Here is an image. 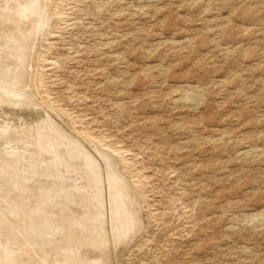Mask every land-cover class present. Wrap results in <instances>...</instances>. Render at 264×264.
<instances>
[{
  "label": "rangeland",
  "instance_id": "obj_1",
  "mask_svg": "<svg viewBox=\"0 0 264 264\" xmlns=\"http://www.w3.org/2000/svg\"><path fill=\"white\" fill-rule=\"evenodd\" d=\"M0 3V264H264V0Z\"/></svg>",
  "mask_w": 264,
  "mask_h": 264
},
{
  "label": "bare ground",
  "instance_id": "obj_2",
  "mask_svg": "<svg viewBox=\"0 0 264 264\" xmlns=\"http://www.w3.org/2000/svg\"><path fill=\"white\" fill-rule=\"evenodd\" d=\"M4 1V0H3ZM1 4V3H0ZM10 4V3H9ZM11 5V4H10ZM45 5V4H44ZM47 7V6H46ZM13 12H14V10H13ZM19 12V11H18ZM45 12V11H44ZM15 13V12H14ZM5 14V13H4ZM9 15V14H8ZM37 16V15H36ZM11 17V16H10ZM16 23H17V21H16ZM28 24V23H27ZM36 28V27H35ZM28 29V28H27ZM10 32V31H9ZM3 33V32H2ZM14 33H15V31H14ZM11 35V34H10ZM1 41V40H0ZM2 45V44H1ZM12 47V46H11ZM2 54H3V52H2ZM10 55V54H9ZM2 60V59H1ZM17 65V64H16ZM7 68V67H6ZM3 70V69H2ZM20 89V88H19ZM18 91V90H17ZM18 95H19V92H18ZM5 96V95H4ZM12 96V95H11ZM3 101V100H2ZM27 101V100H26ZM7 104V103H6ZM47 122V121H46ZM37 127V126H36ZM40 129H41V131H42V129H45V130H47V129H49V127L47 126V124L46 123H42L41 124V127H40ZM40 129H38V130H40ZM29 131H30V129H29ZM50 131V130H49ZM28 132V131H27ZM27 132H25V133H27ZM22 133H23V131H22ZM30 133V132H29ZM17 134V133H16ZM21 133H19L18 135H20ZM52 134H53V132H52ZM23 135V134H22ZM26 135V134H25ZM25 135H23V136H25ZM28 135V134H27ZM27 135H26V137H27ZM32 135V134H31ZM1 136V135H0ZM2 137V136H1ZM33 137V136H32ZM24 138V137H23ZM22 137H21V139H23ZM40 138V137H39ZM20 139V138H19ZM31 139V138H30ZM24 140V139H23ZM52 142V141H51ZM54 144V143H53ZM28 146V145H27ZM88 159V158H87ZM85 160V159H84ZM92 166V165H91ZM96 167V166H95ZM109 168V167H108ZM84 171V170H83ZM86 178V177H85ZM100 179V178H99ZM113 181V180H112ZM2 185V184H1ZM91 185V184H90ZM77 187H79V186H77ZM122 187V186H121ZM5 188V187H4ZM42 188V187H41ZM111 188H113L112 186H111ZM91 192V191H90ZM116 192V191H115ZM113 193V192H112ZM85 194V193H84ZM89 194V193H88ZM91 194H92V192H91ZM113 194H115V193H113ZM70 195V194H69ZM87 195V194H86ZM76 196V195H75ZM116 203V202H115ZM119 203V202H118ZM88 205V204H87ZM86 206V205H85ZM91 207V206H90ZM115 207V206H114ZM88 209V208H87ZM112 209V208H111ZM114 209H116L115 210V213H118V211H120V212H126L125 211V209L120 205V204H117L116 205V208H114ZM28 211V210H27ZM74 211V210H73ZM76 211V210H75ZM93 212V211H92ZM78 214V213H77ZM35 216V215H34ZM129 216V215H128ZM2 217V216H1ZM115 217V216H114ZM117 217V216H116ZM26 218V217H25ZM79 218V217H78ZM122 218H124V216L122 217ZM5 219V218H4ZM82 219H83V217H82ZM81 219V220H82ZM87 219V218H86ZM131 219L132 218H130V220H129V222L131 221ZM27 220V219H26ZM85 220V219H84ZM3 221V220H2ZM5 221V220H4ZM76 221V220H75ZM101 221V220H100ZM127 221H128V219H127ZM127 221L125 220V222H126V224L124 225V223H122L123 225H122V228L123 229H126L127 230V232H125V234H123V236H126V233H130V231L132 230V224L131 223H129V224H127ZM24 222V221H23ZM71 222V221H70ZM86 223V222H85ZM102 223V222H101ZM116 223V222H115ZM132 223H133V221H132ZM41 225V224H40ZM50 225V224H49ZM74 225V224H73ZM92 225V224H91ZM124 226V227H123ZM4 227V226H3ZM9 228V227H8ZM7 228V229H8ZM41 228V227H40ZM27 229V228H26ZM42 229V228H41ZM81 229V228H80ZM91 229V228H90ZM93 229H94V226H93ZM119 229H121V228H119ZM3 230H4V228H3ZM10 230V229H9ZM13 230V229H12ZM79 230V229H78ZM86 230V229H85ZM23 231V230H22ZM122 231V230H121ZM124 231V230H123ZM15 232V231H14ZM79 232V231H78ZM21 233V232H20ZM72 233V232H71ZM83 233V232H82ZM88 233V232H87ZM102 233V232H101ZM120 233V232H119ZM121 233H123V232H121ZM95 234V233H94ZM17 235H18V233H17ZM29 235V234H28ZM42 235V234H41ZM88 235V234H87ZM97 235V234H96ZM8 236V235H7ZM6 236V237H7ZM81 236V235H80ZM89 236V235H88ZM5 237V238H6ZM9 237V236H8ZM25 237V236H24ZM104 237V236H103ZM1 238H2V236H1ZM33 238V237H32ZM40 238V237H39ZM88 238H90V237H88ZM102 238V237H101ZM125 238V237H124ZM14 239V238H13ZM17 239V238H16ZM25 239V238H24ZM23 239V241L22 242H24L25 240ZM29 239V238H28ZM38 239V238H37ZM67 239H69V238H67ZM74 239V238H73ZM73 239H72V241H73ZM102 240V239H101ZM18 241V240H17ZM28 241V240H27ZM27 241L26 242H24L25 244L27 243ZM34 241V240H33ZM68 241V240H67ZM77 241V240H76ZM76 241H73V243L74 242H76ZM96 241V240H95ZM11 242H13V241H11ZM15 242V241H14ZM18 242H20V241H18ZM23 243V244H24ZM29 243H30V241H29ZM34 243V242H33ZM90 243V242H89ZM104 243V242H103ZM19 244V243H18ZM21 244V243H20ZM24 244V245H25ZM32 244V243H31ZM84 244V243H83ZM87 244V243H86ZM85 244V245H86ZM93 244V243H92ZM95 244V243H94ZM107 244V243H106ZM11 245V244H10ZM30 245V244H29ZM49 245V244H48ZM79 245V244H78ZM19 246V245H18ZM26 246V245H25ZM30 246H32V245H30ZM30 246H27L28 248H30ZM40 246V245H39ZM93 246V245H92ZM57 247V246H56ZM19 248H20V246H19ZM27 248V249H28ZM33 248H35V247H33ZM108 248V247H107ZM13 249V248H12ZM73 249V248H72ZM23 250V249H22ZM36 250V249H35ZM27 251V250H26ZM3 252V251H2ZM31 253H32V249H31V251H30ZM34 252V251H33ZM36 252V251H35ZM14 253V252H13ZM64 253V252H63ZM73 253V252H72ZM2 254V253H1ZM5 254V253H4ZM15 254H17V253H15ZM34 254H36V253H34ZM69 254V253H68ZM13 255V254H12ZM59 255V254H58ZM70 255V254H69ZM73 255V254H72ZM10 256V255H9ZM25 256V255H24ZM35 256H37V255H35ZM39 256V255H38ZM43 256H44V254H43ZM50 256V255H49ZM12 257V256H11ZM16 257V256H15ZM28 257V256H27ZM63 257V256H62ZM81 257V256H80ZM35 258V257H34ZM44 258V257H43ZM53 258V257H52ZM2 259V258H1ZM55 259V258H54ZM65 259H67V258H65ZM83 259V258H82ZM23 260V259H22ZM79 260V259H78ZM34 261V260H33ZM57 261V260H56ZM13 262V261H12ZM17 262H18V260H17ZM38 262V261H37ZM45 262V261H44ZM46 262H48V261H46ZM60 262V261H59ZM32 263V262H31ZM66 263H67V261H66ZM72 263V262H71ZM75 263V262H74ZM14 264V263H13ZM45 264V263H44ZM56 264V263H55ZM63 264V263H62ZM82 264H83V262H82ZM101 264V263H100Z\"/></svg>",
  "mask_w": 264,
  "mask_h": 264
}]
</instances>
